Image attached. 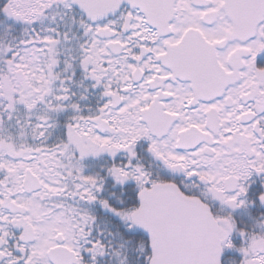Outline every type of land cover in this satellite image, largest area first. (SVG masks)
Listing matches in <instances>:
<instances>
[{"label":"snow or ice","instance_id":"1","mask_svg":"<svg viewBox=\"0 0 264 264\" xmlns=\"http://www.w3.org/2000/svg\"><path fill=\"white\" fill-rule=\"evenodd\" d=\"M0 264H264V0H0Z\"/></svg>","mask_w":264,"mask_h":264}]
</instances>
